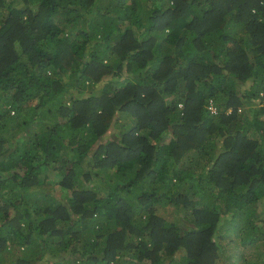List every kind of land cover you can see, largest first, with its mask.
Here are the masks:
<instances>
[{"label": "trees", "instance_id": "trees-1", "mask_svg": "<svg viewBox=\"0 0 264 264\" xmlns=\"http://www.w3.org/2000/svg\"><path fill=\"white\" fill-rule=\"evenodd\" d=\"M0 264H264V0H0Z\"/></svg>", "mask_w": 264, "mask_h": 264}, {"label": "rangeland", "instance_id": "rangeland-1", "mask_svg": "<svg viewBox=\"0 0 264 264\" xmlns=\"http://www.w3.org/2000/svg\"><path fill=\"white\" fill-rule=\"evenodd\" d=\"M49 180L51 179V177L48 178ZM49 182V181H48ZM52 183V182H50ZM50 183H48L50 185ZM46 189H48V187L46 186ZM168 213V212H167ZM223 242H226L224 239H223Z\"/></svg>", "mask_w": 264, "mask_h": 264}, {"label": "clouds", "instance_id": "clouds-1", "mask_svg": "<svg viewBox=\"0 0 264 264\" xmlns=\"http://www.w3.org/2000/svg\"><path fill=\"white\" fill-rule=\"evenodd\" d=\"M210 106H213L212 104L210 105ZM209 106V108L211 109V107ZM214 107V106H213ZM212 111H215V107H214V110H212Z\"/></svg>", "mask_w": 264, "mask_h": 264}, {"label": "built area", "instance_id": "built-area-1", "mask_svg": "<svg viewBox=\"0 0 264 264\" xmlns=\"http://www.w3.org/2000/svg\"><path fill=\"white\" fill-rule=\"evenodd\" d=\"M211 107V110H214V107L213 106H210Z\"/></svg>", "mask_w": 264, "mask_h": 264}]
</instances>
